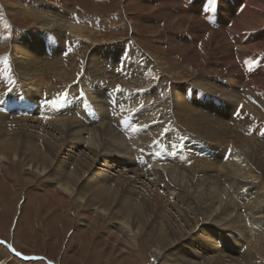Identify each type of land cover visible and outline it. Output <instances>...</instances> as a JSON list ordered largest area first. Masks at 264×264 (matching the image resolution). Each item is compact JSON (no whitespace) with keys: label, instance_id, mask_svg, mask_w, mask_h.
Masks as SVG:
<instances>
[{"label":"rangeland","instance_id":"obj_1","mask_svg":"<svg viewBox=\"0 0 264 264\" xmlns=\"http://www.w3.org/2000/svg\"><path fill=\"white\" fill-rule=\"evenodd\" d=\"M167 1L0 0V75H8L7 82L0 85V116L6 121L0 123V133L12 135L11 150L16 152V157H12V160L0 159V241L6 242L0 244V264H6L7 259V263L11 264V258L22 264H179L170 250L159 254L152 252L155 247L151 246L152 239L156 245L159 244V250L165 247V240H160L159 237L157 239L154 237L156 234L152 235L148 231L151 229L153 233L166 225L162 229L165 236L170 231L187 235L188 231L180 215V211L185 210L181 203L183 200L175 193L186 182L185 177L178 173L183 172L181 167H184L185 162V165L190 166H215L221 163L204 155L203 152L207 150H215L217 155L222 154V161L233 155L246 165L251 162L248 164L250 169L264 184V46H259L264 42V23L259 28L256 26L248 30H240L238 27L242 11L252 9V3L248 5V2L259 0H232V3L230 0H210L212 8L207 16L211 17V24H207L198 13V8L204 12V1L196 3L194 11L185 8L189 7L188 0H169L175 4L171 10ZM224 3L236 10L235 13L231 12L232 15L226 14V23L219 24V12L222 11H218V6L221 7ZM242 3L245 4L244 7L241 6ZM180 12L187 16L181 24L177 19L182 16ZM223 12L225 14L224 8ZM33 13L37 16L29 17ZM57 17H61L57 22L65 20L63 22L79 29L82 35L76 36L75 30H72L73 33L68 29L62 32L52 23L49 25L48 20L54 22ZM197 19L208 28H198L195 24ZM234 20L236 31H231ZM250 22L252 23V18ZM207 32L213 35L212 42L207 41ZM4 39L7 41L3 43ZM16 39L19 41L16 42ZM259 40L262 42L257 43ZM238 43L247 47L239 48ZM11 44L25 49L27 53L31 52V56L40 57L41 64H51L55 69L59 62L67 61L74 51H83L77 58L81 60L78 64V79L63 86L60 91H53L60 98L51 107L58 108L75 102L72 113L68 116H80L78 111H86L81 122L85 128H93L98 124L95 122L94 104L89 96L94 99L93 95L98 91H103V94L107 92L106 97L103 95L102 102L109 122L107 126L111 128L104 140L97 135L99 143L102 142L107 149H111L112 141L123 144L129 154L127 158L133 163L130 168H134L139 174H143L145 170L154 172L156 169L163 172L158 179L139 176L136 182L131 173L123 174L126 167L117 169L123 178L129 177L127 187L133 184L141 189L143 201H140V205L144 213L137 226L139 236L134 228L137 237H120L118 229L120 226L132 228L134 213L128 218L116 215L115 219H110L100 215L93 207L85 208L77 196L71 197L63 193L55 183L54 179L61 183L56 172L73 169L77 163L84 162L85 166L91 164L86 178L104 170L100 162L87 154L84 148L86 145L76 149L70 142H63L61 136L51 128L32 125L31 128L39 133L41 144L51 154L47 161L56 163L42 175L23 164L24 159L19 157H24L23 152L13 147L16 143L29 139L25 134L28 127L16 126L11 122L13 118L24 119L34 112L13 106L18 101L17 97L23 93L29 100L32 101V98L20 87L19 80L15 79L13 61L17 59V53L10 50ZM255 48L259 49L254 50ZM227 61L230 66H224ZM93 63L101 68L103 75L93 76L91 79L87 69ZM251 78L258 80L255 83L249 82L248 79ZM65 94L66 98L61 99ZM40 100L45 104L44 97ZM120 100L129 103L124 111L136 108L127 115L124 124L114 119L118 117L117 103ZM46 102L49 106V102ZM136 111L157 112L151 117L156 118L163 131L152 142L148 141L149 144L147 142L141 145L136 142L138 137L129 134V131L134 132L138 127L134 118ZM203 121L206 122L203 130L193 127L195 123L198 125ZM7 122L10 124H6ZM24 125L29 126L26 123ZM217 126L223 131L218 136H213ZM235 138L252 148L251 155L249 154L252 158L241 153ZM189 141L192 143L191 147L196 145L199 150L195 151L187 146ZM112 159L128 162L126 158ZM172 170L177 171V174L171 173ZM165 176L166 179L163 180ZM219 178L217 177L216 183L211 184L216 188L217 200L221 204L218 216L223 217L227 211V214L242 215V221L250 226L252 222L243 212V205L249 201L246 195L238 198L228 188V184L224 185ZM164 181L168 182L167 191L163 188L166 185L163 184ZM192 184L194 185L193 182ZM133 211L136 212L135 209ZM187 217L193 218L192 213ZM199 229L203 234L199 237L192 236V240L187 241L189 246L186 247L189 250L186 258L188 256L193 262L204 263L215 260L219 255L218 251L230 253L228 251L232 247L222 240V236L216 234L217 230L205 226ZM246 231L250 233V228L247 227ZM146 232L150 237H145L144 242L140 243L137 239L144 237ZM205 233L210 238H217L219 243L206 242ZM134 241L136 245L130 243ZM191 242L193 246L190 245ZM256 242L259 253L264 257V240ZM7 245L23 255L43 259L23 261ZM259 263L264 264V258Z\"/></svg>","mask_w":264,"mask_h":264},{"label":"bare ground","instance_id":"obj_2","mask_svg":"<svg viewBox=\"0 0 264 264\" xmlns=\"http://www.w3.org/2000/svg\"><path fill=\"white\" fill-rule=\"evenodd\" d=\"M230 2L232 3V0H230ZM251 3H252V6H251L252 9L251 10L249 8L244 9L242 11L243 13L240 14L239 16L238 20H240L241 23H238L240 25L238 27L240 30H243L244 28L248 30L252 27L255 28L256 26L259 28L264 23V0H259L256 2L249 1L248 5H250ZM167 5L169 7V10H171V8L175 6V4L169 0L167 1ZM194 7L197 8L196 5H194ZM223 8L225 10V14L223 12ZM220 10L222 12H219V16H220L219 19L221 21L219 22V24H224L226 23V19H225L226 14L232 15L231 12L235 13L236 9L233 10L230 4L224 3L221 5V7L218 6V11ZM180 11H182V9H180ZM168 13L170 15L172 14L170 12ZM21 15L24 16L25 14H21ZM181 15L182 16L177 18L178 23L180 24L181 22L183 23V21H185V18L187 17L185 16L186 14L184 15L181 13ZM35 16H37L36 13L29 15V17H32V18ZM45 16L46 15H44V17ZM58 18L61 19V17H57V20L54 22H51L48 20L49 25L50 23H52L53 25H55L57 29L62 30V32L65 31L66 29H68L70 32H72V30H75L74 34L76 36L82 35L79 29L70 27L69 25H67V22H63L65 20L57 22ZM250 18H252V23L250 22ZM197 20L195 21V24L198 26V28H204V29L208 28L204 22L200 21L199 19ZM188 21H192V20L188 19ZM235 23L236 21L232 22L233 28L231 29V31H236L237 25ZM207 37H208L207 41L212 42L213 35L207 32ZM17 40L18 39H16V42ZM5 41L7 40L4 39L3 43ZM260 42L262 41L259 40L257 43H260ZM238 46H240L239 48H243V49L247 47V46L244 47L243 45L239 43H238ZM259 46H264V42L260 43ZM257 49L259 48H255L254 50H257ZM10 50L16 51L17 53L16 55L17 59L13 61V66L15 68L13 73L15 74V79L19 80L20 87L24 88L25 91L27 92V95L30 98H32V101L29 100V98L23 93L19 97H17L18 101L14 103L13 106L14 108H17L20 110H30V113L34 112V113L29 114V117H25L24 119L13 118L12 119L13 121L11 122V123H14L16 126L28 127L27 128L28 130H26L28 132L26 133L24 132V133L26 134L27 137H29V139H26L20 143H16L13 147V149L21 150L23 152L24 157L19 156L20 158L24 159L23 164L28 165V167L30 168H34L35 170L38 171L39 175H42L45 171H48V170L50 171V169L56 163L51 160L47 161V159L49 158V155L51 156V154H49L48 153L49 151L47 152V149L45 150L44 145L41 144L39 133H37L35 130L31 128L32 125L33 126L42 125L44 127L51 128L52 130L56 131L57 134L61 136V139H63V142L64 141L70 142L71 146H74V148L76 149L83 148L84 145H86V147L84 148H85V151H87V154L91 157H94L98 161V163L100 162L101 167L104 170H102L100 173H93L91 175V178H86V175H88V172H89L87 170L91 164H88L89 162H87L88 166H85L84 162L77 163L74 167L72 166L73 169H70L68 171L56 172L57 175L59 176L58 179L61 181V183L58 180L54 179L55 183L60 187L63 193H66L67 195L71 197L77 196V198H79L83 202V205L85 208L93 207V209H96L100 215L103 214L104 216L110 219H115L116 215L120 217L122 216V218H128V216L131 213H134L133 216L135 218V221L133 222L132 228L130 227L124 228L120 226L122 229L121 228H118V229L120 230V233H121L120 237L123 236L126 238V236H128L130 238L131 237L133 238L136 235L135 232L133 231L134 228L136 229V233H138V236H139L140 231H138L139 227L137 226L142 221L143 213H144L142 206L140 205V201H143L142 193H140L141 189L140 188L137 189V187H135L133 184H129L127 187L126 185L129 182L127 179L129 177L123 178L122 174H120L117 171V169H123L121 167H126L125 168L126 171L123 174L126 175L128 173H131V175L134 176L133 179L136 182L139 180L138 178L139 176H142V177L147 176V177H153V179H156V178L158 179L160 175L163 174V172L156 169L154 170V172L145 170L143 174L142 173L139 174L137 173V170L135 171L133 170L134 168L133 169L130 168L132 167L133 163L130 162L129 158H127L128 157L127 155L129 154L127 153L128 152L127 148H125L123 144L112 141L111 149H107L106 148L107 146L105 147L102 142L99 143L97 135H100L101 138L104 140L106 137L105 135H108L109 129L111 128L110 126H107L109 122H107L108 120L106 119L105 110L103 109L104 102H102L103 95L105 96L107 92H104L103 94L102 93L103 91L101 92L98 91L96 94L93 95L94 99L91 96H89L90 97L89 99H91L92 103L94 104L93 106L95 108L94 110L95 122L98 124L94 126L93 128L87 129L83 126L81 122L82 118L86 116V111H83V110L78 111L80 116L78 115H74L72 117L68 116V114L72 113L75 102L69 105H60L58 106V108L51 107L52 105L57 103L60 98V95L56 94L53 91L55 90L60 91L63 89V86H66L78 79V73H79L78 64L80 63L81 60L79 61L77 58H78V55L82 54L83 51L82 50L74 51L73 52L74 54H71L70 57H68L67 61L64 60V61L59 62L58 66L55 69L51 64H45V65L44 63L41 64L40 57L29 55V53L31 52L27 53L25 49L20 48L19 46L15 44L10 45ZM94 65L95 64L93 63L91 67L87 69V71L90 72L91 74L90 76L91 79L94 78L93 76L99 77L100 75L101 76L103 75L101 68L99 66L97 67ZM227 65L230 66L229 62L228 61L224 62V66H227ZM52 72H54V74H52ZM1 79H4V80L3 82L0 83V85L3 84L5 81L7 82L8 80L7 73L0 75V80ZM248 80L249 82L255 83L258 79L251 78ZM43 87H50V89H46ZM43 97L46 99V100H43L45 104H43L40 100V98H43ZM46 101L49 102V106L47 105ZM117 105H118L117 106L118 107L117 108L118 117H115L114 119L116 120V122L124 124L126 123L127 115H129L130 112L135 111L136 108L132 107L124 111V108L127 105H129V103L127 104L126 101L122 102V100H120V103H117ZM156 113L154 114V111L152 113H144L142 111L135 112L134 118H135V122L138 123L137 124L138 127L135 130L136 132L135 131L131 132L132 131L131 130L129 131V134H133L135 135V137H138L136 141L137 143H141V145H143L144 143L147 144L148 141L152 142L153 139H155L160 134H162L163 129H161L159 124L156 122V118H153L156 115ZM152 120L154 122H152ZM2 121L6 122L5 119L0 116V123ZM24 123H26L29 126H25ZM6 124H10V122H7ZM205 124L206 122L203 121V122H200L198 125L195 123V126L193 127L203 130L205 128L204 126ZM215 129H216V133L212 134L213 136H218L219 133H222L223 131V129L219 126H217ZM11 136L12 135H9V133L7 132L0 133V159L5 160V161L12 160L13 159L12 157H16V152L14 150H11L12 149V145L10 143ZM89 140H91L90 141L91 143H89L88 145ZM235 141L238 143V148L241 151V153L248 158H252L249 156L252 148H250L248 144L244 143L243 141H239L238 138H235ZM186 145L191 147L192 143L189 141L186 143ZM191 148H193L195 151L199 150V148L196 145ZM48 149L51 150L50 147ZM168 154L170 153L168 152ZM203 154L221 163L218 162L219 164L215 166L214 164L210 166H208V164H204L203 166H200L199 164L197 165L193 164L194 166H190V165H185L186 163L185 162L184 167H181L183 172H178L181 176L185 177L186 179L185 185L181 188H178L177 189L178 192H175V193L177 194L178 198H181L183 200L181 203L183 204L182 206L184 207L182 208L185 210L184 211L182 210V212L180 211V215L182 218V222L184 223L188 231L187 235L186 234L182 235L178 232L170 231L165 236L162 229L163 228L165 229L166 225L163 228L162 227L157 228L158 231H153V233L150 229L148 233L152 235L156 234L154 237H156L157 239L160 238V240H165L164 241L165 244L162 243L163 245H165V247L159 250L158 247L160 246L157 247V245L159 244L156 245L155 241H153L152 239L151 246L153 247L155 246L152 252H156L157 254H159V252L161 251L166 252L170 250V253L177 257L179 264H260L259 262L264 257L262 256L263 254L261 255L259 253V249L257 248L258 244L256 241L261 242L262 240H264V184H263V181H261L260 180L261 178H259L258 175H255L254 171L250 169L248 164L249 163L251 164V162H249L246 165L245 162H243L241 159H238V157L236 156L234 157L233 155H231L230 158L226 159L225 161H222L223 155L222 154L217 155V152L215 150H207V151H204ZM113 157H116L119 159L126 158L128 162H126V160L119 162L117 160L112 159ZM69 158L72 159L71 156H69ZM255 161L257 160H254V162ZM118 166H120V168ZM141 172H143V169ZM173 172L177 174V171L172 170L171 173ZM219 173L222 174V176H220ZM134 174H137V176ZM217 177H220L219 179H221V181L224 182V185L228 184L229 186L228 188H230L232 192L234 191L238 198L244 197V195H246L245 197L249 201H247V203L243 205V208H244L243 212L246 213L247 216L250 218L252 222L250 226H248V224H245V222L242 221L244 217L242 215L237 216V215H232L230 213L227 214L228 212L227 211L226 214L225 213L223 214V217L218 216L219 208L221 204L217 200V196H216L217 191H215L216 188H214L213 185H211L212 183H216ZM165 179H166V176L163 178V180ZM192 182L194 183L195 186L192 184ZM166 183L168 182L167 181L163 182V184H166ZM163 188L165 191H167L166 190L168 189L167 184ZM227 202L228 201H226L225 204H227ZM237 208H238V205H237ZM134 209L136 210V212L133 211ZM190 212L192 213L193 218L189 219L187 215L191 214ZM204 226L207 227L208 229L217 230L219 233L217 232L216 234L218 236H222V240L228 246L232 248L228 251L230 252L229 254H227L226 252H223L224 250L218 251L219 252L218 257L215 260H212V262L210 261H207L204 263L193 262L192 260L188 258V256L187 258L185 257V255H187L186 252L189 250V248L186 247V246H189V244L187 245V241H191L192 236L194 237L198 235L199 237L200 235H202L203 231L200 230L199 228L204 227ZM247 227L250 228V233L246 231ZM148 233L146 232L147 236L145 235L141 239L139 238L137 240H139L140 243H143L144 242L143 240H145V237H148V236L150 237ZM152 235H151V238H154L152 237ZM204 236H205L204 238L205 241L208 243H211V244H215L217 242L219 243L218 239L215 237L210 238L209 235L207 236L206 233ZM236 237H238V240L236 239ZM250 242H251V245H250ZM130 243L132 245H136L135 244L136 241H134L133 243L132 242ZM183 243H185V245H183ZM226 244L225 246H227ZM190 245L193 246L192 242L190 243ZM225 246L223 247L224 249H225ZM233 248L234 250H232ZM131 251H133V248ZM157 254H155L156 258L158 257ZM194 254H197V252H195ZM10 260L13 261L11 262V264H22V263L17 262L16 260H13L12 258ZM7 261L8 259L6 260V264H8ZM143 264H145V262Z\"/></svg>","mask_w":264,"mask_h":264},{"label":"crops","instance_id":"obj_3","mask_svg":"<svg viewBox=\"0 0 264 264\" xmlns=\"http://www.w3.org/2000/svg\"><path fill=\"white\" fill-rule=\"evenodd\" d=\"M200 1H204V4H203V6H202V8H204V12H201V10L198 8V13H199V15H202L203 16V19H204V21L207 23V24H210V22H209V19L208 18H211V17H209V16H207L208 15V13H209V11H210V9L212 8V5H211V2H210V0H188L187 1V4L189 5V7L188 6H185L187 9H192L193 11L195 10V7H194V5L196 4V3H198V2H200ZM244 5L245 4H243L242 3V7H244ZM193 7V8H192ZM202 13V14H201ZM205 14V15H204Z\"/></svg>","mask_w":264,"mask_h":264},{"label":"snow or ice","instance_id":"obj_4","mask_svg":"<svg viewBox=\"0 0 264 264\" xmlns=\"http://www.w3.org/2000/svg\"><path fill=\"white\" fill-rule=\"evenodd\" d=\"M119 90H120L119 86H117V91H119ZM9 91H11V89ZM65 98H66V94H65V96H61V99H65ZM5 243H6L5 241H0V244H5ZM7 247L14 252L16 257H19L23 261H34V260H42L43 259V257L23 255L21 252H18L14 248H12L11 245H7Z\"/></svg>","mask_w":264,"mask_h":264}]
</instances>
